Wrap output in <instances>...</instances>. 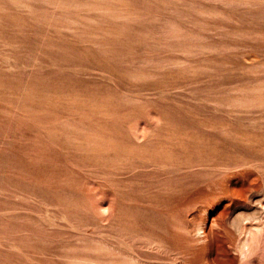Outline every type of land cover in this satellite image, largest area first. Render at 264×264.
Here are the masks:
<instances>
[{
    "label": "rangeland",
    "instance_id": "rangeland-1",
    "mask_svg": "<svg viewBox=\"0 0 264 264\" xmlns=\"http://www.w3.org/2000/svg\"><path fill=\"white\" fill-rule=\"evenodd\" d=\"M0 264H264V0H0Z\"/></svg>",
    "mask_w": 264,
    "mask_h": 264
}]
</instances>
